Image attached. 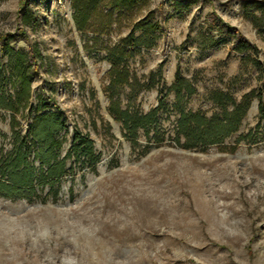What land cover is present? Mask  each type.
<instances>
[{"label":"rangeland","instance_id":"374dc122","mask_svg":"<svg viewBox=\"0 0 264 264\" xmlns=\"http://www.w3.org/2000/svg\"><path fill=\"white\" fill-rule=\"evenodd\" d=\"M73 6L0 0V61L9 49L42 53L28 109L0 111V161L15 133L30 139L33 108L67 127L57 136L64 176L39 180L48 168L35 161L26 197L0 196V264H264V0H106L86 32ZM212 14L226 31L206 48ZM226 26L260 54L232 51ZM178 73L192 95L169 91ZM215 92L254 98L237 133L187 147L181 113L221 118ZM77 134L93 141L92 157L76 151Z\"/></svg>","mask_w":264,"mask_h":264},{"label":"trees","instance_id":"16d2710c","mask_svg":"<svg viewBox=\"0 0 264 264\" xmlns=\"http://www.w3.org/2000/svg\"><path fill=\"white\" fill-rule=\"evenodd\" d=\"M106 2V0H74V22L80 32H86L91 28L94 18V12ZM213 24L212 34L205 40L206 48H213L219 45V39L215 35V31L225 34L223 26L225 23L215 14L210 16ZM151 33L161 31L163 26L151 25ZM229 28L226 33L231 37V50L239 54L253 53L258 56L260 50L251 44L241 32L236 28ZM142 38L136 39L132 33L127 40V45L135 48L140 45ZM124 52V51H123ZM112 57L113 54H112ZM42 60V53L38 46L31 45L29 54L8 50V63L4 64L0 61V111H7L14 115L21 113L30 106L32 98V85L38 73L39 61ZM19 64V72L13 70L15 64ZM116 68L120 62H115ZM264 70V65L260 63ZM11 88V89H10ZM13 89V91H12ZM177 94L178 97L186 91L189 95L194 93V88L186 81L180 73L176 75V82L169 89ZM214 99L216 105L222 109V117L214 115L212 118L205 117L202 113H181L179 120V129L182 135L186 137V146L198 147L199 145H217L225 139L237 133L241 127V123L246 116L254 95L245 96L241 102H237L233 97L223 92H215ZM49 104L58 109L57 101H49ZM228 105L233 106V110L229 111ZM39 114L30 128L29 140L22 138L19 133H15L14 149L11 153L4 156L0 161L3 165V175L10 181L9 185L0 183V196L10 199L26 197L23 190L32 189L36 182L37 167L35 161H40L42 168L47 167L48 171L45 175H41L39 180H50L52 178H61L66 173L65 159H61L58 153L59 142L57 136L67 130L62 116L57 113H46L45 105L33 108ZM260 113L264 116V102L261 100L259 105ZM150 118V117H148ZM138 124L135 125L137 128ZM181 142V139L178 140ZM78 143V145H76ZM94 143L89 137H83L80 134L75 136L74 146L76 151L84 153L92 157L94 153ZM34 152V149H36ZM34 155V161L31 156ZM2 166V167H3Z\"/></svg>","mask_w":264,"mask_h":264},{"label":"bare ground","instance_id":"6f19581e","mask_svg":"<svg viewBox=\"0 0 264 264\" xmlns=\"http://www.w3.org/2000/svg\"><path fill=\"white\" fill-rule=\"evenodd\" d=\"M2 207V205L0 204V208Z\"/></svg>","mask_w":264,"mask_h":264},{"label":"water","instance_id":"95a60500","mask_svg":"<svg viewBox=\"0 0 264 264\" xmlns=\"http://www.w3.org/2000/svg\"><path fill=\"white\" fill-rule=\"evenodd\" d=\"M74 26L76 27L75 23H74Z\"/></svg>","mask_w":264,"mask_h":264}]
</instances>
